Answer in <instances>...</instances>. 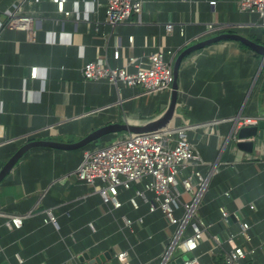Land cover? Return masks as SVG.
Returning a JSON list of instances; mask_svg holds the SVG:
<instances>
[{"label":"crops","instance_id":"1","mask_svg":"<svg viewBox=\"0 0 264 264\" xmlns=\"http://www.w3.org/2000/svg\"><path fill=\"white\" fill-rule=\"evenodd\" d=\"M212 1L216 4L211 9ZM239 1L142 0L143 13L112 31L94 0H63L62 14L55 0H0V170L26 143H75L114 124L148 127L167 112L172 90L145 96L139 88L86 82L81 76L85 63L106 57L112 67H124L130 58L145 61L162 49L172 53L173 68L181 53L225 33L264 48V18L241 14ZM15 5H20V15L32 18L28 31L3 28ZM169 23L170 33L165 30ZM209 25L212 33L207 32ZM115 51L119 61L112 58ZM31 68H37L35 79ZM242 118L264 120L261 56L239 43L222 41L180 63L170 124L195 128L187 137L205 164L198 168L207 178L198 216L207 230L195 251L175 249L171 257L191 254L196 264H215L222 258L228 235L239 232L233 217L228 227L219 222L222 203L251 225V243L240 236L235 240L245 249H256L243 264H264V132L232 140L236 121ZM214 120L223 122L210 133L197 129ZM123 135L98 142L110 143ZM240 142H251V153L238 148ZM95 143L74 152L34 149L0 183V264H17L18 259L22 264H79L82 257L92 260L106 253L110 260L103 264H119L116 256L122 252L129 264H158L174 231L162 214H150L141 201L140 211H133L126 203L129 193L123 191L121 209L109 213L92 187L77 182L83 152L99 147ZM229 188L231 199H221ZM182 200L191 199L184 195ZM44 210L52 212L56 225L43 223ZM122 216L132 221L142 216L143 223H134L131 233L123 229ZM10 217L24 218L21 228L6 226ZM214 237L220 246L213 244Z\"/></svg>","mask_w":264,"mask_h":264},{"label":"built area","instance_id":"2","mask_svg":"<svg viewBox=\"0 0 264 264\" xmlns=\"http://www.w3.org/2000/svg\"><path fill=\"white\" fill-rule=\"evenodd\" d=\"M97 7H102L105 23L112 31L124 25L133 17H139L144 10L142 0H94ZM57 12H64L63 0H55ZM216 2H209L212 9ZM239 12L248 16L264 18V0H240ZM31 17L20 15V5L13 6L3 28L18 31H28ZM165 30H173L171 23L165 25ZM214 28L209 25L207 32ZM133 37L128 38L132 44ZM170 51L158 49L148 55L145 61L130 58L126 66L112 67L106 57L85 63L81 69L82 79L86 82H105L117 88L121 85L127 89L139 88L145 96H159L170 92L173 83ZM114 61H119L120 54L115 51ZM135 69L132 71L131 69ZM30 77H37V68H31ZM257 119L242 118L236 121L231 138L236 140L239 131L245 127L256 126ZM223 121H211L197 129H205L209 133ZM190 126H175L169 124L166 128L140 135L127 134L116 138L105 147H94L83 152V159L75 172L76 180L84 186L92 187L101 203L109 213L121 209L120 192L129 193L126 203L133 211H140L141 201L149 206L150 214L160 212L168 225L174 228L173 235L167 242L164 254L158 259V264H167L175 249L184 253L195 251L203 241L207 226L198 216V209L207 188V178L198 168L205 164L196 151L195 144L189 141L187 134L194 130ZM233 189H225L221 199H231ZM189 195L190 201H183V196ZM250 211L254 210L249 206ZM219 222L228 227L235 219L239 232L229 234L223 247L221 264H243L248 257L255 254L256 249H245L235 243L240 236L245 243H251L249 235L251 225L244 222L240 215L230 214L222 203L218 206ZM44 224L56 225V218L50 210L42 212ZM24 218L10 217L6 226L19 229ZM123 229L133 233L134 223L142 224L143 217L132 221L126 216L119 219ZM217 247L221 245L218 238H212ZM119 264H129L126 252L116 256ZM17 264H22L18 259ZM184 264H196L190 260Z\"/></svg>","mask_w":264,"mask_h":264},{"label":"water","instance_id":"3","mask_svg":"<svg viewBox=\"0 0 264 264\" xmlns=\"http://www.w3.org/2000/svg\"><path fill=\"white\" fill-rule=\"evenodd\" d=\"M222 41H233L236 43H239L243 45L244 47L250 49L254 53L258 54L262 57L263 63H264V48L261 46H258L251 40L237 35V34H219L217 36H214L206 41H203L193 47H190L183 53H181L178 58L176 59L174 66H173V83L171 86L172 90V98L170 105L168 107L167 112L162 117V119L155 123L154 125L148 126V127H131L126 125H120V124H114V125H108L106 127H103L101 129H98L83 139L70 144H64L60 142L55 141H33L26 143L22 147H20L13 155L12 157L4 164L2 169L0 170V183L8 176V174L11 172V170L18 164V162L30 151L34 149H50L55 151H63V152H74L82 150L92 143L98 142L102 138L109 136V135H116V134H132V135H140V134H148L152 132H156L159 130H162L166 128L174 115L175 112V105H176V99H177V73L180 63L188 57L191 53L203 49L204 47L222 42ZM259 131L264 132V120H261L258 122L256 126L252 127H245L242 128L237 137L239 140H248L255 138L258 135ZM253 144L251 142L246 143H238L237 147L242 149L243 151L247 153H251ZM177 254H179L178 250ZM106 260H110V254L106 253L103 254L97 258H94L92 260H88L87 257H82L79 259V264H103ZM191 260V254H186L183 256H180L179 259H176V255L170 257V263L171 264H184L187 261ZM1 264H10L7 262L1 263Z\"/></svg>","mask_w":264,"mask_h":264},{"label":"rangeland","instance_id":"4","mask_svg":"<svg viewBox=\"0 0 264 264\" xmlns=\"http://www.w3.org/2000/svg\"><path fill=\"white\" fill-rule=\"evenodd\" d=\"M112 142V141H111ZM110 142V143H111ZM108 141H103V142H97V143H95V145H97V146H99V147H105V146H107V145H109L110 144Z\"/></svg>","mask_w":264,"mask_h":264},{"label":"trees","instance_id":"5","mask_svg":"<svg viewBox=\"0 0 264 264\" xmlns=\"http://www.w3.org/2000/svg\"><path fill=\"white\" fill-rule=\"evenodd\" d=\"M240 46H242V47H244L243 45H241L240 44ZM244 48H246V47H244ZM222 263V258L221 259H219V261H217L215 264H221Z\"/></svg>","mask_w":264,"mask_h":264}]
</instances>
